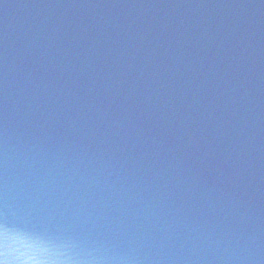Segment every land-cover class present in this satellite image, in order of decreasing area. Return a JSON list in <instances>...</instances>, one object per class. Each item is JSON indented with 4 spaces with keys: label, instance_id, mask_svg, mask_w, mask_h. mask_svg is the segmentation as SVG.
Returning <instances> with one entry per match:
<instances>
[{
    "label": "water",
    "instance_id": "1",
    "mask_svg": "<svg viewBox=\"0 0 264 264\" xmlns=\"http://www.w3.org/2000/svg\"><path fill=\"white\" fill-rule=\"evenodd\" d=\"M10 9L0 264H264V0H30L25 41Z\"/></svg>",
    "mask_w": 264,
    "mask_h": 264
}]
</instances>
